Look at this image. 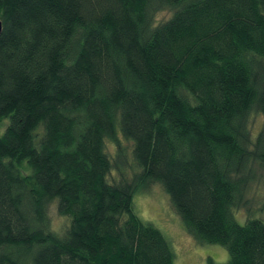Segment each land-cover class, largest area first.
<instances>
[{"label": "trees", "instance_id": "trees-1", "mask_svg": "<svg viewBox=\"0 0 264 264\" xmlns=\"http://www.w3.org/2000/svg\"><path fill=\"white\" fill-rule=\"evenodd\" d=\"M0 21V264H174L133 210L153 184L223 264H264L245 197L264 171V0H0Z\"/></svg>", "mask_w": 264, "mask_h": 264}, {"label": "rangeland", "instance_id": "rangeland-1", "mask_svg": "<svg viewBox=\"0 0 264 264\" xmlns=\"http://www.w3.org/2000/svg\"><path fill=\"white\" fill-rule=\"evenodd\" d=\"M169 16L170 12L168 11L158 12L153 18V23L156 25L168 19ZM263 121L264 117L262 115L250 117L249 124L254 134L260 129ZM6 123H2L0 132H2ZM119 140L121 148L128 153L131 144L120 135ZM116 149L117 147L112 143L106 142L105 150L109 156L115 157ZM259 174L260 176L250 184L245 197L248 201L247 210L253 212V218L264 219V212L261 214L259 211L264 206V171H259ZM108 178L113 183L119 180L116 171H112ZM133 210L143 222L153 225L164 235L175 255L174 264H207L208 259L213 260L215 264H223L228 261V252L224 247L201 245L186 233L180 218L171 208L168 195L159 184H153L146 191L135 194L133 197ZM236 213L239 219L236 215L235 219L240 224L251 216L244 208L236 211ZM49 217L55 229H60L67 222V219L57 215L55 204L49 207Z\"/></svg>", "mask_w": 264, "mask_h": 264}, {"label": "water", "instance_id": "water-1", "mask_svg": "<svg viewBox=\"0 0 264 264\" xmlns=\"http://www.w3.org/2000/svg\"><path fill=\"white\" fill-rule=\"evenodd\" d=\"M1 30H2V23L0 21V34H1Z\"/></svg>", "mask_w": 264, "mask_h": 264}]
</instances>
